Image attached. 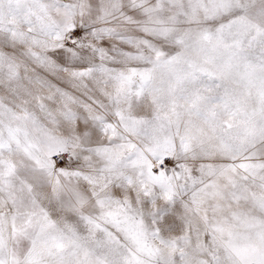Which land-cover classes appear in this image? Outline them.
Segmentation results:
<instances>
[{
  "label": "snow or ice",
  "instance_id": "6c2138e0",
  "mask_svg": "<svg viewBox=\"0 0 264 264\" xmlns=\"http://www.w3.org/2000/svg\"><path fill=\"white\" fill-rule=\"evenodd\" d=\"M0 264H264V0H0Z\"/></svg>",
  "mask_w": 264,
  "mask_h": 264
}]
</instances>
